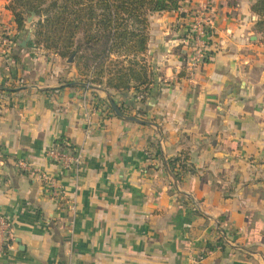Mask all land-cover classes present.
<instances>
[{
    "label": "crops",
    "instance_id": "1",
    "mask_svg": "<svg viewBox=\"0 0 264 264\" xmlns=\"http://www.w3.org/2000/svg\"><path fill=\"white\" fill-rule=\"evenodd\" d=\"M255 1L189 0L181 15L152 14L147 82L116 92L34 46L0 0V213L14 237L0 264H264ZM206 3L218 49L191 68L185 31ZM109 98L140 122L118 117ZM61 141L81 151L77 168L47 159ZM183 155L194 172L177 184L167 161Z\"/></svg>",
    "mask_w": 264,
    "mask_h": 264
},
{
    "label": "trees",
    "instance_id": "2",
    "mask_svg": "<svg viewBox=\"0 0 264 264\" xmlns=\"http://www.w3.org/2000/svg\"><path fill=\"white\" fill-rule=\"evenodd\" d=\"M184 1L7 0L5 8L18 30L26 28L30 15L38 18L32 35L34 46L63 60H72L85 76L84 82L119 92L137 89L147 82L144 56L149 17L154 13L177 12ZM250 10L257 16L255 33L264 36V0H256ZM112 55L125 59L141 57L144 64L140 67L126 62L122 69L103 75L101 67ZM167 164L177 184L185 174L194 172L186 155L170 158Z\"/></svg>",
    "mask_w": 264,
    "mask_h": 264
},
{
    "label": "built area",
    "instance_id": "3",
    "mask_svg": "<svg viewBox=\"0 0 264 264\" xmlns=\"http://www.w3.org/2000/svg\"><path fill=\"white\" fill-rule=\"evenodd\" d=\"M188 1L189 0H185L184 2ZM206 4L207 5L203 6L202 11L196 12L192 15V19L189 20L185 31V42L191 53L189 64L191 68H201L204 66L211 60L218 49L212 31L213 14L208 11L209 3ZM175 13L180 15L184 13V10L180 6ZM8 43V38L2 41L3 45H7ZM45 154L51 163L61 166L64 169L72 167L77 168L82 162L81 151L71 146L66 141H61L52 145L46 150ZM40 177L45 183V190H47L51 196L61 198V191L57 186L56 180L47 175H41ZM13 238V228L11 223L0 213V261L10 248ZM201 258L202 257H199V259Z\"/></svg>",
    "mask_w": 264,
    "mask_h": 264
},
{
    "label": "rangeland",
    "instance_id": "4",
    "mask_svg": "<svg viewBox=\"0 0 264 264\" xmlns=\"http://www.w3.org/2000/svg\"><path fill=\"white\" fill-rule=\"evenodd\" d=\"M29 17H31V19L29 22L27 21L26 28L22 31L23 32L22 35L24 37L33 35V32L35 30V24L38 20V18L35 17L34 14L30 15ZM0 22H2L1 15H0ZM0 27H1V24H0ZM109 59L110 60L106 61L104 63V65L101 67V71L103 72V75L108 74V73H113V71H116L117 68L122 69L123 68L122 65L125 64L126 62L129 64L132 62V63L136 64V66H140V67H143V64H144L141 61L142 60L141 57L138 59L137 58L125 59L119 55H112ZM134 61H136V62H134ZM119 74H120V71H119ZM106 77H108V75Z\"/></svg>",
    "mask_w": 264,
    "mask_h": 264
},
{
    "label": "water",
    "instance_id": "5",
    "mask_svg": "<svg viewBox=\"0 0 264 264\" xmlns=\"http://www.w3.org/2000/svg\"><path fill=\"white\" fill-rule=\"evenodd\" d=\"M30 19H31V17H29L27 21L29 22ZM73 84H79V83H73ZM108 102H109V105H110L111 109L114 111V113H115L118 117H120V118H122V119H124V120H126V121H130V122H136V123L140 122V121H139L138 119H136L135 117H130V116L123 115V114L121 113V111L119 110V108L114 104V102H113L110 98L108 99Z\"/></svg>",
    "mask_w": 264,
    "mask_h": 264
}]
</instances>
